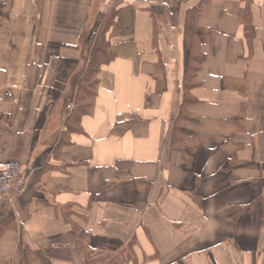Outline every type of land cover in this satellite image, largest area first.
<instances>
[{"label": "crops", "instance_id": "0c3cea01", "mask_svg": "<svg viewBox=\"0 0 264 264\" xmlns=\"http://www.w3.org/2000/svg\"><path fill=\"white\" fill-rule=\"evenodd\" d=\"M13 162L0 264H264V0H0Z\"/></svg>", "mask_w": 264, "mask_h": 264}, {"label": "trees", "instance_id": "16d2710c", "mask_svg": "<svg viewBox=\"0 0 264 264\" xmlns=\"http://www.w3.org/2000/svg\"><path fill=\"white\" fill-rule=\"evenodd\" d=\"M117 11L111 12L107 18L108 21L104 25L101 23V29L99 32H95L91 36L88 43V69L83 77L84 85L81 90L84 92L85 96L92 95V89L95 84H97V74L100 70V67L108 62L111 56L108 54V48L110 46V41L107 38L108 30L114 25V19ZM91 90V93L89 92Z\"/></svg>", "mask_w": 264, "mask_h": 264}, {"label": "built area", "instance_id": "2783aa9c", "mask_svg": "<svg viewBox=\"0 0 264 264\" xmlns=\"http://www.w3.org/2000/svg\"><path fill=\"white\" fill-rule=\"evenodd\" d=\"M22 187V166L14 162L0 163V203L6 197H13V193L19 194Z\"/></svg>", "mask_w": 264, "mask_h": 264}, {"label": "rangeland", "instance_id": "374dc122", "mask_svg": "<svg viewBox=\"0 0 264 264\" xmlns=\"http://www.w3.org/2000/svg\"><path fill=\"white\" fill-rule=\"evenodd\" d=\"M107 21H108V18H105V20L102 21V23H104V25H105L107 23ZM100 29H101V27H100ZM89 92L91 93V90H89Z\"/></svg>", "mask_w": 264, "mask_h": 264}]
</instances>
